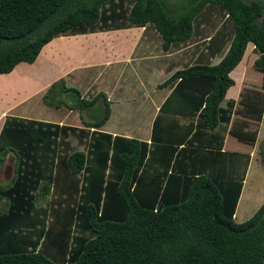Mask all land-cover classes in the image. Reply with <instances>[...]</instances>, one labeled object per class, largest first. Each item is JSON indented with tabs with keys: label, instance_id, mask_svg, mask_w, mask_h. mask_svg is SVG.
<instances>
[{
	"label": "trees",
	"instance_id": "obj_1",
	"mask_svg": "<svg viewBox=\"0 0 264 264\" xmlns=\"http://www.w3.org/2000/svg\"><path fill=\"white\" fill-rule=\"evenodd\" d=\"M113 1L115 14L104 6ZM212 3L227 14L229 47L218 62L186 65L159 84L173 85L149 141L102 129L105 93L81 95L63 78L42 100L79 110L82 126L6 119L0 163L11 152L16 167L0 184V264H264V201L234 218L251 153L223 148L226 130L254 144L263 116L262 0H0V74L32 62L55 36L97 28L152 23L167 47L187 40ZM248 42L261 87L245 85L223 104ZM96 104V117L84 120L81 111ZM70 134L86 148L72 147ZM259 147L264 161V141Z\"/></svg>",
	"mask_w": 264,
	"mask_h": 264
},
{
	"label": "crops",
	"instance_id": "obj_2",
	"mask_svg": "<svg viewBox=\"0 0 264 264\" xmlns=\"http://www.w3.org/2000/svg\"><path fill=\"white\" fill-rule=\"evenodd\" d=\"M114 3L113 1L111 5H104L108 6L112 14L118 11L114 9ZM123 7L126 8L127 4ZM227 20V14L222 8L209 4L195 17L192 35L187 40L171 42L167 47L163 46L162 36L152 23L110 29L97 28L94 31L55 36L43 44L32 62L20 61L12 69L20 78L29 73L33 86L18 90L13 89L15 86L11 84V90L0 91V131L6 119L12 116L69 123L65 118L67 110L63 113L64 117L51 118L52 116H45L46 113L40 112L39 109L41 103L46 109L62 112L60 107L45 104L42 95L53 81L63 78L67 85L79 88L81 95L91 96L100 91L105 93L110 101L111 112L102 124V129L113 135L135 136L149 141L153 120L173 85L159 84L173 71L186 65L218 62L230 44L231 29ZM249 49L256 55H250ZM257 55L254 45L248 42L241 60L229 72L235 82L227 89L223 104L228 98L239 95L245 85L261 87L263 72L254 66ZM249 65L260 71V74L249 73ZM241 78H245L246 83L244 80L241 83ZM32 97H37L38 112L33 111L34 103H29ZM68 109L71 110L69 107ZM129 116L134 120L121 121ZM141 129L142 135L139 136L137 130ZM227 132L228 130L225 135ZM223 148L227 149L225 137ZM227 150L250 151L242 148ZM15 167L16 157L13 175ZM11 179L12 177L5 183ZM245 179L246 174L243 185ZM243 194L244 186L240 197ZM3 200L5 203L4 198Z\"/></svg>",
	"mask_w": 264,
	"mask_h": 264
},
{
	"label": "rangeland",
	"instance_id": "obj_3",
	"mask_svg": "<svg viewBox=\"0 0 264 264\" xmlns=\"http://www.w3.org/2000/svg\"><path fill=\"white\" fill-rule=\"evenodd\" d=\"M262 2L264 3V0H262ZM212 5L215 6L216 8H219V9L221 8L217 4L212 3ZM260 22L264 25V12H263V15L260 17ZM206 29L210 30L209 28H206ZM221 36L225 37L222 34ZM248 53L250 55L251 54L256 55V53L251 51V49L248 50ZM23 64L24 63H21V65ZM248 72L253 75H257L258 73L260 74V71L255 69L252 65H249ZM18 75L15 72V70H12L11 72L7 74L0 75V91L6 92V89L11 90L9 89L10 88L9 85L11 84L15 86V87H12L13 89H18V90L33 86V82L30 79L29 73L27 74V76L24 75V77H21V78L17 77ZM243 80L245 81V78H241L239 81H241L242 83ZM246 80H247V77H246ZM61 96L64 97V99L67 98L63 94ZM233 97L236 100H238L239 95H234ZM30 102L34 103L32 106L35 105L33 107V111L38 112L37 104H36L37 97H32L29 100V103ZM39 105H40L39 106L40 112L44 111L46 113L45 116H52L51 118H61L62 116L64 117L63 113L64 111L67 110V113L65 115L67 122L77 125V126L83 125V122L79 115L80 112L79 110L75 108L73 110L72 109L70 110L64 104L60 106V108L62 109V112L61 110H58L55 112L52 109H46L45 108L46 106L44 105L42 106L41 103ZM99 111L100 109L98 105L96 104V105L91 106V108L83 109L81 111V114L84 120H89V119H93L94 116L96 117ZM235 117H237V114L233 113V118ZM122 120L130 122L134 120V118L129 116V117L122 118L121 121ZM137 132L139 136L142 135V129L140 131L137 130ZM68 140L70 141V144L72 147L83 148V149L86 148V141H79L76 135L70 134L68 136ZM263 141H264V112H263V117L260 122L257 138L254 144H248V143L238 140L237 137L229 133V131L225 135V144H226L227 149L242 148L245 150H250V153H251V159H250V163L247 169L245 183L243 185L244 194L242 197L239 198L238 205H237V208L234 214V218L236 221H242L250 217L253 214V212L256 210V208L264 201V161H262L261 153L259 152V148H260L259 145ZM14 166H15V157L12 154L8 153L7 156L5 157V160L2 161V163L0 164V182L1 183H5L10 180V178L13 175ZM50 197L51 195H49L47 198H40L38 199V203H44L46 200H49ZM4 206H5V203H4V200L2 199L0 201V207H4Z\"/></svg>",
	"mask_w": 264,
	"mask_h": 264
}]
</instances>
